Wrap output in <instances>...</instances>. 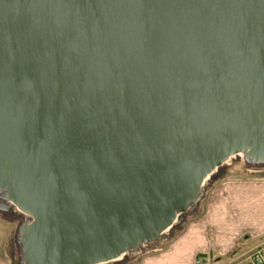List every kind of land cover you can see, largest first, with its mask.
<instances>
[{
    "label": "water",
    "instance_id": "obj_1",
    "mask_svg": "<svg viewBox=\"0 0 264 264\" xmlns=\"http://www.w3.org/2000/svg\"><path fill=\"white\" fill-rule=\"evenodd\" d=\"M239 153L264 164V0H0V193L32 216L24 264L155 240Z\"/></svg>",
    "mask_w": 264,
    "mask_h": 264
},
{
    "label": "crops",
    "instance_id": "obj_2",
    "mask_svg": "<svg viewBox=\"0 0 264 264\" xmlns=\"http://www.w3.org/2000/svg\"><path fill=\"white\" fill-rule=\"evenodd\" d=\"M172 240L170 263L161 253L139 257L137 264H189L199 254L207 264H248L252 250L264 248V173L231 175L218 182L201 216ZM215 256V257H212Z\"/></svg>",
    "mask_w": 264,
    "mask_h": 264
},
{
    "label": "rangeland",
    "instance_id": "obj_3",
    "mask_svg": "<svg viewBox=\"0 0 264 264\" xmlns=\"http://www.w3.org/2000/svg\"><path fill=\"white\" fill-rule=\"evenodd\" d=\"M263 173L264 164H255L252 162H248L245 155L242 153L230 156L223 164L218 166L213 171V173L207 180L206 190L199 194L198 200L194 203V206L183 213V215L181 216V221L175 222L173 229L164 234L158 242L152 244L151 246L134 250L132 254L127 253V255H125L120 261L111 264H137L139 262V260H137L139 257L146 254L153 256L154 253H161L164 257V260H167L166 262L170 263V255L169 253H167V247H169L172 240L175 241L176 237L180 236V234L187 227L188 222L201 216L208 197L213 192V189L218 182L231 175H240L241 177H243L244 175H260ZM20 213L21 212L16 211V208L14 207H3L1 210L0 206V264H24L23 257L20 255L19 250H21L22 248L21 229L24 224L27 223V221L22 220V217H20ZM208 257L211 256L199 254L193 259V261L195 264H207ZM212 257L215 256L212 255ZM186 261H189L190 264L192 259L189 258V260Z\"/></svg>",
    "mask_w": 264,
    "mask_h": 264
},
{
    "label": "bare ground",
    "instance_id": "obj_4",
    "mask_svg": "<svg viewBox=\"0 0 264 264\" xmlns=\"http://www.w3.org/2000/svg\"><path fill=\"white\" fill-rule=\"evenodd\" d=\"M239 154H241V153H239ZM242 154H244V153H242ZM231 159H232V158H231ZM212 173H213V172H212ZM212 173H211V174H212ZM211 174L207 175V176L205 177V179L203 180V182H202V184H201V186H200V193L206 190V187H207V185H206V184H207V180L209 179V177L211 176ZM6 203H7V205H6ZM0 206H1V210H2L3 207H4V208H8V207H14V208H16V211L21 212V213H20V217H22V220H23V221H25V220L27 221V223H25V224H28V223L31 222V220H32V216H31L30 214L25 213V212H23L22 210H20V209L17 207V205H16V204L10 199V197L6 194L5 191H2V192L0 193ZM191 207H192V206H191ZM191 207H188L187 210H189V208L191 209ZM187 210H186V211H187ZM184 213H185V212H184ZM24 215H25L26 217H25ZM180 215H181V214H178V215L176 216V218H175V221H174L173 225L169 226L167 229H165L164 231H162V232L158 235V237H157L155 240H152V241H149V242H142V243H140L139 245H137V247L129 249L128 251H126L125 253L121 254L120 256H118V257H116V258H114V259H111V260H109V261L101 262V263H98V264H111V263H114V262H118V261H120L125 255H127V253H128V254H132V252H133L134 250H137V249H139V248H143V247H149V246H151L152 244L158 242V241L163 237L164 234H166L168 231H170L171 229L174 228V224H175V222L179 221ZM25 224H24V225H25ZM17 249H18V248H17ZM18 250H19V249H18ZM19 253H20L21 256H23L22 248H21V250H19Z\"/></svg>",
    "mask_w": 264,
    "mask_h": 264
},
{
    "label": "built area",
    "instance_id": "obj_5",
    "mask_svg": "<svg viewBox=\"0 0 264 264\" xmlns=\"http://www.w3.org/2000/svg\"><path fill=\"white\" fill-rule=\"evenodd\" d=\"M248 264H264V248L253 250L247 257Z\"/></svg>",
    "mask_w": 264,
    "mask_h": 264
}]
</instances>
